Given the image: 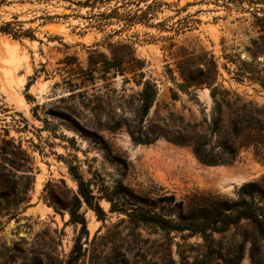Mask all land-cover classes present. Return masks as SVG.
Returning a JSON list of instances; mask_svg holds the SVG:
<instances>
[{"label":"rangeland","instance_id":"374dc122","mask_svg":"<svg viewBox=\"0 0 264 264\" xmlns=\"http://www.w3.org/2000/svg\"><path fill=\"white\" fill-rule=\"evenodd\" d=\"M4 1L0 24L17 17L35 39L0 34V138L25 152L32 170L25 202L0 200V264H66L76 246L75 264H264V240L246 219L212 233L209 244L191 231L132 222L110 212L105 199L104 220L81 206L87 234L68 215L77 195L69 166L94 192L117 189L119 203L121 188L150 200L173 196L188 209L200 196L232 203L252 182L260 193L246 202L264 210V21L247 5L191 7V14L203 10L196 16L201 23L171 47L160 39L166 33L137 26L111 38L132 41L144 62L140 71L123 66L120 74L102 64L98 54L108 57V50L95 46L116 27L99 32L72 17L44 23L35 18L76 12L55 2ZM145 81L156 95L142 120ZM199 141L208 149L231 147L235 161L201 164L193 154Z\"/></svg>","mask_w":264,"mask_h":264},{"label":"trees","instance_id":"16d2710c","mask_svg":"<svg viewBox=\"0 0 264 264\" xmlns=\"http://www.w3.org/2000/svg\"><path fill=\"white\" fill-rule=\"evenodd\" d=\"M26 2L68 4L64 9L76 12V14L35 18L42 19L44 23H52L57 18L72 17L87 21L86 28H94L99 32H104L113 26L116 27L110 29L111 33L95 46H103L108 50V57L103 53L98 56L104 59L102 64L106 65L107 69H114L120 74L123 66H126L130 72L140 71L144 67V62L135 57L132 41L112 42L111 38L114 35L129 32L137 26L154 29L158 33H166V36H160V39L163 42H168L171 47L176 38L200 25L201 22L196 16L203 10H197L191 14L188 12L191 7L214 4L230 10V6L233 5L241 10L244 5H247V8L254 12L256 20L264 21V0H26ZM2 3L5 1H0V4ZM81 11H84V14H81ZM258 13L262 16H259ZM33 32L32 29L25 30L23 23L17 21V17H12L11 21L0 24V34L14 40H34ZM92 60V57L89 56V63H100L92 62ZM140 76H142L141 73ZM29 85V83L26 85V90ZM155 95V85L145 81L138 107L140 119L143 120L146 117ZM213 96L215 97L214 93ZM215 110L216 116L211 120V124L212 131L217 133L220 131V103L216 104ZM0 140L2 143L0 157L2 162L6 163L0 166V200L4 203H12L14 207H17L27 200L30 189L32 170L27 166L29 158L18 146L4 138H0ZM139 143L149 144L147 140H142ZM218 147L219 150H215L214 147L208 149L204 143L195 142L193 154L203 165L232 164L237 156L236 151L223 144ZM13 169L27 172V174L17 177ZM68 171L77 184V195L68 209L69 222L79 225L80 231L84 234H87V230L84 215L80 212L81 206L85 205L92 210L98 220H104L106 214L99 205V200L105 199L110 203V212L123 213L132 222L154 225L167 231H191L199 234L203 241L209 244L212 242V233H222L241 219L249 220L264 240V210L246 202L247 198L251 199L255 194L260 193L255 183L250 182L242 185L238 191L240 199L236 202L213 201L200 196V198H196V207L188 209L183 201L175 202L173 196H161L156 200H150L137 196L124 188H121L124 194L121 196L122 202L119 203L117 198L121 194L117 189L109 192L102 186L101 189L94 192L91 183L85 181L73 166H69ZM23 179L26 182L22 183ZM11 213L10 218L15 216V212ZM172 214H175V218H170ZM72 253L73 255L66 264L76 263L80 256V249L76 246ZM252 264H259V262L253 259Z\"/></svg>","mask_w":264,"mask_h":264}]
</instances>
